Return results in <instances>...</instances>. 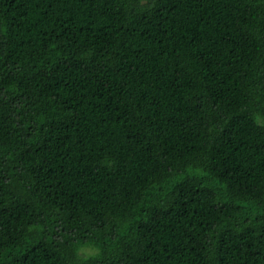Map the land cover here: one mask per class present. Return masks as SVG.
I'll return each mask as SVG.
<instances>
[{"label":"trees","instance_id":"1","mask_svg":"<svg viewBox=\"0 0 264 264\" xmlns=\"http://www.w3.org/2000/svg\"><path fill=\"white\" fill-rule=\"evenodd\" d=\"M0 264H264V0H0Z\"/></svg>","mask_w":264,"mask_h":264}]
</instances>
